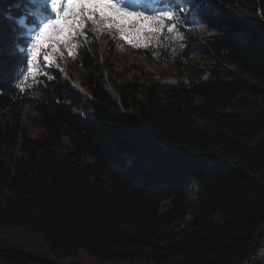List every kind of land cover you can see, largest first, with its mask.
<instances>
[{
	"label": "trees",
	"instance_id": "trees-1",
	"mask_svg": "<svg viewBox=\"0 0 264 264\" xmlns=\"http://www.w3.org/2000/svg\"><path fill=\"white\" fill-rule=\"evenodd\" d=\"M25 2L0 0V225L38 235L55 262L12 248L1 259L248 264L264 250V0H210L216 34L202 49L175 36L138 48L187 80L109 76L112 92L99 50L106 62L122 43L95 26L73 62L48 69L54 80L22 93L18 17L36 23Z\"/></svg>",
	"mask_w": 264,
	"mask_h": 264
},
{
	"label": "snow or ice",
	"instance_id": "snow-or-ice-1",
	"mask_svg": "<svg viewBox=\"0 0 264 264\" xmlns=\"http://www.w3.org/2000/svg\"><path fill=\"white\" fill-rule=\"evenodd\" d=\"M32 8L29 16H33L36 10L46 14L35 23L25 41L26 58L21 61L23 68L17 73L14 83L22 93L46 87V80L55 79L48 74V69H59L56 61L63 59L56 47L58 40L75 58L78 50L84 49L83 42L96 31L95 26L100 19L114 25L125 39L143 37L147 40L151 36L187 39L181 33V27L189 23L184 15L186 5L160 0L156 3L152 0H39ZM18 23L22 30L26 28L25 17H21ZM135 46L141 45L137 41ZM143 46L148 45L145 43Z\"/></svg>",
	"mask_w": 264,
	"mask_h": 264
},
{
	"label": "rangeland",
	"instance_id": "rangeland-1",
	"mask_svg": "<svg viewBox=\"0 0 264 264\" xmlns=\"http://www.w3.org/2000/svg\"><path fill=\"white\" fill-rule=\"evenodd\" d=\"M27 4L30 6L31 4L38 3L39 0H25ZM186 1V10L184 15L187 17L188 21H190L193 17L195 18L196 28L195 29H187V34L185 36L187 39L184 43L189 41L192 47L202 49L203 38L206 35L216 34L215 28V13L213 12L212 3L210 0H178L179 4L185 5ZM33 6V5H32ZM31 6V7H32ZM231 11V10H230ZM24 15L18 17V21ZM96 27L101 32H106L113 35L115 38H119L122 43V48L116 52L114 57L108 59L105 62L106 53L102 52L103 49L100 48V56L99 59L102 61V68H104V75L107 79V87L115 92L112 87V83L109 81V76L115 80L116 83H120L125 81V79H134L137 77L143 76H160L164 77L160 79L161 82L169 81L173 82L177 77L182 78L184 80L188 79V73L182 72V70H169L166 65H161L159 62L149 63L142 55L138 53V48L135 46V43L138 41L140 45L145 43V39L143 37H137L136 40H132L131 37L128 39L124 38V34L117 31L114 25L107 24L103 19L98 20ZM61 40L63 37L60 38ZM131 41V42H130ZM56 47L60 53L63 55V59H57L56 63L61 62H73L74 57L69 55V51L65 49L62 43L59 40L56 42ZM141 47V46H140ZM203 57L197 61L199 64V69L203 70L205 65V60ZM85 70L81 67H75L73 69L74 78L84 72ZM162 74H167L166 76H162ZM204 76V75H203ZM74 86L79 87L77 85V80L74 79ZM129 114V113H128ZM130 115V114H129ZM35 113L31 107L24 109L23 111V122L29 127L33 134H37L40 130L39 126L36 125L35 122ZM132 116V115H130ZM200 124H204L203 121L198 120ZM262 233L264 234V225L261 228ZM0 248L5 249H16L23 254L33 256L35 258L46 259L49 261L55 262L52 254H50L45 247L44 242L40 239V237L34 233L27 231L24 227L17 226H6L0 225ZM259 263H264V250H261L258 254ZM0 264H7L0 257ZM57 264H157L153 261L151 262H143L137 261L131 263L129 261H119V262H109V263H101L88 256L83 252H79L75 257H69L64 260H60Z\"/></svg>",
	"mask_w": 264,
	"mask_h": 264
},
{
	"label": "water",
	"instance_id": "water-1",
	"mask_svg": "<svg viewBox=\"0 0 264 264\" xmlns=\"http://www.w3.org/2000/svg\"><path fill=\"white\" fill-rule=\"evenodd\" d=\"M126 116H130L129 114H125ZM262 232H259L258 234H257V240H258V237H259V235L261 234ZM258 255H257V252H256V245H255V247H254V250H253V254H252V256H251V260H250V262L248 263V264H260L259 263V261H258V257H257ZM263 264V263H262Z\"/></svg>",
	"mask_w": 264,
	"mask_h": 264
},
{
	"label": "built area",
	"instance_id": "built-area-1",
	"mask_svg": "<svg viewBox=\"0 0 264 264\" xmlns=\"http://www.w3.org/2000/svg\"><path fill=\"white\" fill-rule=\"evenodd\" d=\"M264 264V263H263Z\"/></svg>",
	"mask_w": 264,
	"mask_h": 264
}]
</instances>
